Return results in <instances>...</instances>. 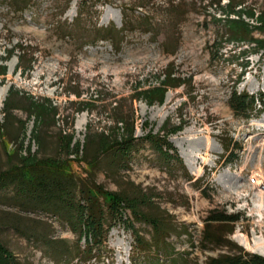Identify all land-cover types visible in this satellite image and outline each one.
Wrapping results in <instances>:
<instances>
[{"label":"rangeland","instance_id":"obj_1","mask_svg":"<svg viewBox=\"0 0 264 264\" xmlns=\"http://www.w3.org/2000/svg\"><path fill=\"white\" fill-rule=\"evenodd\" d=\"M238 1L243 3L231 11L228 2ZM262 4L0 0V172L21 158H75L73 167L83 178L127 198H145L139 210L159 224L155 229L127 206L114 220L105 211V243L77 254L74 248H86V236L73 232L61 210L34 204L7 186L0 189V242L18 262L205 264L210 257L237 254L238 247L256 253L254 237L264 245V111L242 118L227 105L233 89L264 93V51L230 37L225 24L226 18L240 19L247 35L264 38ZM169 71L179 86H165ZM11 90L21 97L20 107L5 117L3 102ZM28 100L54 108V116L47 114L39 126L28 116ZM113 100L119 102L116 110ZM119 112L133 123L134 147L120 160L90 142L84 158L95 159L88 173L78 160L84 136L110 131ZM165 131L186 172L142 138ZM185 159L199 171L189 170ZM211 209L241 217L205 226Z\"/></svg>","mask_w":264,"mask_h":264},{"label":"trees","instance_id":"obj_2","mask_svg":"<svg viewBox=\"0 0 264 264\" xmlns=\"http://www.w3.org/2000/svg\"><path fill=\"white\" fill-rule=\"evenodd\" d=\"M12 2L18 4V2L21 3L23 0H12ZM242 3L243 1L235 3L228 2V6L232 11ZM137 6L141 5L139 4ZM81 14L82 10L78 7L76 9V16L79 17ZM258 20L264 25V0L262 8L259 10ZM243 22L240 19L232 20L226 18L225 24L228 27L227 34L230 37L233 36L238 37V39L255 42L257 48H261L264 51V38L259 40L253 37L251 38L249 34L247 35L249 33V30H247L248 26H244ZM110 30L112 36L115 37L118 34V31L113 26H111ZM96 31L99 32L101 30ZM21 51V54L17 57L19 61H22L25 55L24 48H21ZM19 67L22 68L21 65ZM172 73V71L166 72V76L164 77L166 78L164 81L166 87H177L180 85V81L177 80L178 78L170 76ZM20 98L14 90L9 91L3 102V116L7 117L12 110L20 107L17 104ZM112 103H114L113 110L119 108V102L117 100H113ZM227 105L234 116L249 118L253 111L256 114L264 111V93L250 95L246 92H238L233 89L228 96ZM49 107L36 101L28 100V116L30 117L32 115L36 118L40 126L48 115L54 116L55 114L54 108ZM128 118L127 114L115 113L110 131L94 132L84 136L83 146L78 160L85 162L84 164L88 173H92L94 169L93 160L95 158L92 157L86 160L84 156L86 157L87 154V145L92 141L99 148V153L112 152L120 160L129 156L130 151L134 147L136 137L133 134V123L132 121L130 123ZM39 132L36 133L37 142H39ZM169 132L165 131L163 135L147 133L142 138L157 150L160 156L178 162L180 167L186 172L181 158L167 140ZM69 144L70 136H66L64 141L66 149H68ZM74 161L75 158H43L42 160L41 158L35 157L28 161L21 158L19 165L0 172V189L7 186H14L25 199L32 201L34 204L38 203L43 207L51 206V209L55 208L56 211L58 209L61 210L63 216H65L63 218L67 220L73 232H76L79 236H86V248L82 249V251L79 247L74 248L77 254L80 252L89 254L94 247L98 250L101 244L105 243L107 232L103 227L105 211L114 220L121 213L120 209L127 206L133 216L148 220L155 229H158L159 224H157V220L154 217L149 218L148 215L139 210L138 202L144 203L145 198H127L121 193L105 190L90 178L86 179L80 176L73 167ZM202 190L203 192L206 191L204 189ZM77 193L79 196L78 199L76 198ZM240 217L236 213H226L224 210L211 209L208 211L204 222L205 226H209L212 223L216 225L220 223H234ZM136 237L137 241H139V236ZM227 241V244L232 243L229 240ZM238 250L239 252L237 254L227 253L220 254L217 257H210L205 264H264V256L244 251L240 247H238ZM0 264H21L1 242Z\"/></svg>","mask_w":264,"mask_h":264},{"label":"bare ground","instance_id":"obj_3","mask_svg":"<svg viewBox=\"0 0 264 264\" xmlns=\"http://www.w3.org/2000/svg\"><path fill=\"white\" fill-rule=\"evenodd\" d=\"M3 98H4V91H2V92L0 91V103L2 102ZM76 128H77V130L80 129L79 123L76 126ZM209 145L210 144H209L208 140H206V142H205L206 148ZM189 160L188 159H185V163L188 166V169L191 170V171H194V172H198L199 169L193 168L192 167V163ZM236 239H237V241L240 244L244 245L245 247H248V242L242 236H237L236 235ZM253 242H254L253 243V247H252L253 248V251H255L256 253H258L259 256L262 255V254H264V245H263V242L261 241V239L254 237L253 238ZM262 256H264V255H262Z\"/></svg>","mask_w":264,"mask_h":264}]
</instances>
